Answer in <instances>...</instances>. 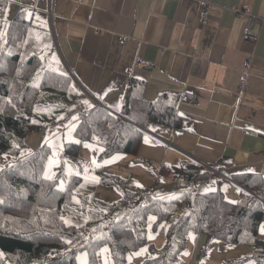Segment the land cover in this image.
Here are the masks:
<instances>
[{"label":"crops","instance_id":"crops-1","mask_svg":"<svg viewBox=\"0 0 264 264\" xmlns=\"http://www.w3.org/2000/svg\"><path fill=\"white\" fill-rule=\"evenodd\" d=\"M1 7L0 21L24 9L46 22L80 94L28 136L22 152L48 145L44 175L53 179L63 165L66 178L58 188L74 174L96 196L115 201L120 189L99 183L97 169L102 168L125 179L127 189L150 188L156 196L221 190L236 202L254 195L238 179L257 175L264 180V21H257L255 36H246L247 16L240 11L248 9L253 21L264 17V0H0ZM130 79L145 83L146 100L163 91L179 93L185 128L140 127L144 134L135 155L116 152L100 161L102 147L84 141L76 159L62 156L65 143H80L73 132L95 105L119 114ZM14 158L0 155V169ZM187 163L208 177L194 182L171 176L169 168ZM262 229L264 215L257 231L264 241ZM205 241L203 233L188 234L181 253L185 264H222L252 253L249 246L212 239L198 258Z\"/></svg>","mask_w":264,"mask_h":264},{"label":"trees","instance_id":"trees-1","mask_svg":"<svg viewBox=\"0 0 264 264\" xmlns=\"http://www.w3.org/2000/svg\"><path fill=\"white\" fill-rule=\"evenodd\" d=\"M2 11L3 7L0 19ZM144 89L143 81L130 79L118 115L95 105L73 132L80 143H65L62 156L76 159L84 141L102 147L100 161L116 152L135 155L144 134L140 127L185 128L179 93L163 91L146 100ZM79 97L46 22L24 9L9 21H0V155L15 157L0 169V264H77L82 252L88 253L90 264H96L95 253L104 244L113 264H125L126 253L144 244L150 215L153 228L161 222H168V227L164 243L149 244L153 254L141 264H185L181 253L192 232L206 236L198 258L212 239H220L252 248L249 256L224 259L222 264H264V241L257 237L264 215L260 176L238 179L254 195L236 202L228 201L221 190L165 196L154 195L150 188L131 191L125 179L99 168V183L116 185L121 192L117 200L105 202L74 174L64 189L58 188L59 180L66 178L63 165L53 179L45 177L51 150L41 144L22 153L26 139ZM169 173L194 182L209 175L192 163L169 168Z\"/></svg>","mask_w":264,"mask_h":264},{"label":"rangeland","instance_id":"rangeland-1","mask_svg":"<svg viewBox=\"0 0 264 264\" xmlns=\"http://www.w3.org/2000/svg\"><path fill=\"white\" fill-rule=\"evenodd\" d=\"M82 147H80L81 150ZM103 186V185H102ZM104 187H109L116 189V185L110 184V185H104ZM97 195V194H96ZM103 193L98 192L97 198L105 201V202H112V197L109 196L103 198ZM154 221V216L150 215L147 220V231H146V239L144 244H141L138 248L128 251L126 253V263L125 264H141V262L144 260V258H147V256H152V251H150L148 245L154 244L155 246H161L165 240V230L168 225V222H161L157 227H152V223ZM187 253V252H186ZM96 264H113L110 251L108 249V246L106 244L100 246L96 253ZM77 264H90L88 253L82 252L79 253L76 259ZM252 264V263H251Z\"/></svg>","mask_w":264,"mask_h":264},{"label":"built area","instance_id":"built-area-1","mask_svg":"<svg viewBox=\"0 0 264 264\" xmlns=\"http://www.w3.org/2000/svg\"><path fill=\"white\" fill-rule=\"evenodd\" d=\"M240 14H244V15L247 16V27H246V29L244 31V35H246V36H255V32H254L253 28L256 25V23H258L257 21H260V20L264 21V17H258V19L253 21V17H255V16H253L248 11V9L240 11ZM241 86H242V89L246 88V86H247V79L246 78L242 79Z\"/></svg>","mask_w":264,"mask_h":264},{"label":"snow or ice","instance_id":"snow-or-ice-1","mask_svg":"<svg viewBox=\"0 0 264 264\" xmlns=\"http://www.w3.org/2000/svg\"><path fill=\"white\" fill-rule=\"evenodd\" d=\"M262 231H264V229H262Z\"/></svg>","mask_w":264,"mask_h":264}]
</instances>
